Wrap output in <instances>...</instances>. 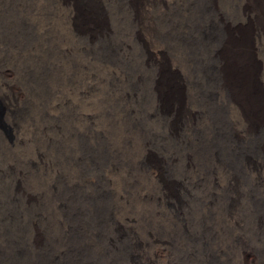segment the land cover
<instances>
[{
  "label": "rangeland",
  "instance_id": "rangeland-1",
  "mask_svg": "<svg viewBox=\"0 0 264 264\" xmlns=\"http://www.w3.org/2000/svg\"><path fill=\"white\" fill-rule=\"evenodd\" d=\"M74 1L77 12L63 0H0V264H128L129 238L150 247L147 258L153 252L148 233L168 243L155 264H247L244 254L264 264V129L234 104L242 91L229 87L227 98L212 56L224 24L242 22L246 0H154L162 50L147 43L150 58L131 11L145 0ZM248 120L256 134L241 136ZM223 164L236 174L237 195L225 188ZM160 186L173 208L158 198Z\"/></svg>",
  "mask_w": 264,
  "mask_h": 264
},
{
  "label": "bare ground",
  "instance_id": "bare-ground-1",
  "mask_svg": "<svg viewBox=\"0 0 264 264\" xmlns=\"http://www.w3.org/2000/svg\"><path fill=\"white\" fill-rule=\"evenodd\" d=\"M78 1V0H77ZM82 1V0H81ZM139 1V0H138ZM153 1L154 0H145V2L141 5H139L138 7L136 6H132V13H133V16L134 17V20L137 22L138 26L141 28V30L143 31V33L145 34L148 42H145L142 40V38L140 37L139 34H136V38L137 40L140 42L142 48L144 49L146 55L148 58L152 57V52L150 50H148V45L147 43L150 44L151 46V50H153V52L157 53V54H160L161 50H162V45H160L158 42H156L155 38H154V35H155V32H154V24H153V18H151V14H150V9L151 7H153ZM161 1V0H160ZM163 3L164 0H162ZM170 1V0H169ZM159 2V1H158ZM19 3V2H18ZM63 3L66 4V6H68V8L71 10H73L74 12H77V5L75 3L74 0H63ZM81 3V2H80ZM94 3V2H93ZM241 3V2H240ZM239 3V4H240ZM30 4V3H29ZM83 4V3H82ZM125 4V3H124ZM161 3H159V6L162 8V6L160 5ZM244 4V1L242 3V5ZM167 5V4H166ZM88 8V7H87ZM170 8V7H169ZM154 9V8H153ZM62 10V9H61ZM69 10V11H70ZM90 10V9H89ZM96 10V9H95ZM160 11V10H159ZM167 11V10H166ZM241 12L243 11V20L241 23H235L231 26H226L224 24L223 26V34L220 36V38L215 42V46H214V50L212 51V56H213V59H214V63L215 61L219 64L218 65V68L217 70H215L214 72L216 73L217 77L219 76L220 78H216L217 79H220L222 81V83L226 86V93H227V98H230L231 95H232V92H230L229 90V87H234L240 91L243 92V97H239L237 98H234V104L237 106V107H240L243 111V115L245 118H248L250 120H255V123L256 121L259 123H257L262 129H264V97L260 90V84L258 83V80H257V77H258V74L260 72V68H259V65L260 63L258 62V60L256 59V56H255V51H256V48L254 46V43H253V36H257V39H259V43L256 44V47L257 45H259V48H261V51L264 52V0H246L244 6H243V10H240ZM80 12V11H79ZM89 12V11H87ZM50 13V12H49ZM97 13V12H96ZM95 13V14H96ZM152 13V12H151ZM94 14V13H93ZM92 14V15H93ZM94 14V15H95ZM154 14V13H153ZM93 15V16H94ZM160 17V16H159ZM114 18V17H113ZM41 19V18H40ZM97 19V18H96ZM254 19V20H253ZM73 20V19H72ZM99 20V18H98ZM100 21V20H99ZM237 21V20H236ZM134 23V21L132 22ZM225 23V22H224ZM228 23V22H227ZM181 24V23H180ZM222 24V23H221ZM76 26V25H75ZM42 27V26H41ZM156 27V26H155ZM101 29L102 27H96V29ZM79 29V28H78ZM91 29V28H90ZM103 29V28H102ZM138 29V27H137ZM136 29V30H137ZM93 30V29H92ZM135 30V29H134ZM158 30V29H157ZM17 31V30H16ZM77 32L81 33L82 35H85V33L83 32H80L78 30H76ZM138 31V30H137ZM141 31V32H142ZM92 32V31H91ZM98 33V31H97ZM134 33V32H133ZM142 33V34H143ZM78 34V33H77ZM70 35V34H69ZM157 35V34H156ZM34 36V35H33ZM85 36H88V38H93V36L91 34L89 35H85ZM84 36V37H85ZM135 36V35H133ZM24 38V37H23ZM86 38V37H85ZM169 38V37H168ZM87 39V38H86ZM134 39V38H133ZM145 39V38H144ZM169 41V40H168ZM167 41V42H168ZM116 44V43H115ZM12 47V46H11ZM135 48V47H134ZM141 49V48H140ZM259 50V49H258ZM166 51V50H165ZM3 52V51H2ZM57 52V51H56ZM81 52V51H80ZM207 52V51H206ZM206 54V53H205ZM25 56V55H24ZM83 56V55H82ZM92 57V56H91ZM144 59V57H143ZM111 60V59H110ZM159 60V58H158ZM145 61V60H144ZM153 61V60H152ZM131 62V61H130ZM24 63V62H23ZM27 63V62H26ZM150 63V62H149ZM168 63V62H167ZM81 64V63H80ZM134 64V63H133ZM152 64V63H151ZM110 65V64H109ZM163 65V64H162ZM27 66V65H26ZM40 66V65H39ZM134 66V65H133ZM142 66V65H141ZM158 66V65H157ZM160 66V65H159ZM34 67V66H33ZM57 67V66H56ZM169 68V66H168ZM59 69V68H58ZM189 69V68H188ZM29 70V68H28ZM43 70V69H42ZM152 70V68L150 69ZM177 70V69H176ZM56 71V70H55ZM97 71V70H96ZM160 71V70H159ZM25 72V71H24ZM82 72V71H81ZM156 72V71H155ZM158 72V71H157ZM163 71H161L162 73ZM207 72V71H206ZM4 73V72H3ZM130 73V72H129ZM144 74V73H143ZM211 74V73H210ZM212 74H214L212 72ZM90 75V74H89ZM157 75V74H156ZM160 75V74H159ZM170 75V74H169ZM177 75V74H175ZM80 76V75H79ZM171 76V75H170ZM34 77V76H33ZM83 77V76H82ZM166 77V76H165ZM177 77V76H176ZM80 78V77H79ZM101 79V78H100ZM109 79V78H108ZM180 80V79H179ZM168 81V80H167ZM106 82V81H105ZM184 83V82H183ZM200 83V82H199ZM208 83V82H207ZM214 83V82H213ZM218 83V82H217ZM216 83V84H217ZM99 84V83H98ZM113 84V83H112ZM167 84V83H166ZM165 84V85H166ZM89 85V84H88ZM100 85V84H99ZM114 85V84H113ZM153 85V84H152ZM163 85V86H165ZM75 86V85H73ZM105 86V85H104ZM103 86V87H104ZM208 86V85H207ZM168 88V87H166ZM115 89V88H114ZM120 89V88H119ZM110 90V89H109ZM140 90V89H139ZM167 90V89H166ZM169 90V89H168ZM171 92V91H170ZM241 92V93H242ZM100 93V92H99ZM177 93V92H176ZM182 94V93H181ZM51 95V94H50ZM53 95V94H52ZM179 95H180V92H179ZM103 96V95H102ZM100 96V97H102ZM182 96V95H181ZM22 97V96H21ZM116 97V96H115ZM172 97V96H171ZM195 97V96H194ZM48 98V97H47ZM160 98V97H159ZM185 98V97H184ZM54 99V98H53ZM108 99V98H107ZM161 99V98H160ZM145 100V99H144ZM162 100V99H161ZM170 100V99H169ZM168 100V101H169ZM79 101V100H78ZM105 101V100H104ZM121 101V100H120ZM155 101V100H154ZM159 101V100H158ZM209 101V99H208ZM81 102V101H80ZM161 102V101H160ZM167 102V101H166ZM114 103V102H113ZM257 106V107H254V106ZM70 106V105H69ZM68 106V107H69ZM77 106V105H76ZM87 106V105H86ZM93 106V105H92ZM64 107V106H63ZM165 107V106H163ZM184 107V106H183ZM93 109V107H92ZM186 109V108H185ZM218 109V108H217ZM235 109V108H234ZM238 109V108H237ZM71 110V109H70ZM79 110V109H78ZM219 110V109H218ZM133 111V110H132ZM159 111V110H158ZM165 111V110H164ZM220 111V110H219ZM235 111V110H234ZM237 111V110H236ZM255 111V112H253ZM57 112V111H56ZM93 112V110H92ZM38 113V112H37ZM106 113V112H105ZM141 113V112H140ZM177 113V112H176ZM239 113V112H237ZM43 114V113H42ZM81 114V113H80ZM181 114V112H180ZM259 116L258 118L255 117L256 115ZM99 115V114H98ZM181 115H184V114H181ZM187 115V114H186ZM189 115V114H188ZM29 116V115H28ZM42 116V115H41ZM33 117V116H32ZM40 117V116H39ZM118 117V116H117ZM192 119H193V116H191ZM243 117V116H242ZM36 118V117H35ZM74 118V117H73ZM165 118V117H164ZM171 118V117H170ZM83 119V118H82ZM191 119V120H192ZM236 119V118H235ZM118 120V118H117ZM172 120V119H171ZM252 120V122H253ZM184 121V120H182ZM86 122V121H85ZM84 123V122H83ZM246 123V122H245ZM89 124V123H87ZM178 124V123H177ZM139 125V124H138ZM162 125V124H161ZM241 125V124H240ZM141 126V125H140ZM192 124L189 123L188 127H191ZM170 127V126H169ZM98 128V127H97ZM96 128V130H97ZM168 128V127H167ZM242 128V127H241ZM130 129V128H129ZM134 130V129H133ZM185 130V129H184ZM237 130V128L235 129ZM17 131V130H16ZM35 131V130H34ZM168 131V130H166ZM192 131V130H191ZM213 131V130H212ZM218 131V130H217ZM216 131V133H217ZM231 131V130H230ZM260 131V130H259ZM261 131H264V130H261ZM146 132V131H145ZM180 132V131H179ZM220 132V131H219ZM182 133V132H181ZM190 133V132H188ZM187 133V134H188ZM193 133V132H191ZM227 133V132H226ZM44 134V133H43ZM137 134V133H136ZM170 134L174 137L177 136V129L175 127H171L170 128ZM185 135V132L183 133ZM201 134V133H200ZM225 134V133H224ZM236 134V133H235ZM239 134L241 136L243 135H246V136H254V134H256L255 132V125L251 122H249L248 120V123H246V125L244 126V129L242 131L239 132ZM260 134V133H259ZM133 135V134H132ZM131 135V136H132ZM141 135V134H140ZM231 135V134H230ZM233 135V134H232ZM90 136V135H89ZM156 136V135H155ZM168 136V135H167ZM226 136V135H225ZM235 137V135H234ZM102 138V137H101ZM162 138V137H161ZM169 138V137H168ZM190 138V137H189ZM217 138V137H215ZM127 139V138H126ZM173 139V138H172ZM195 139V138H194ZM233 140L235 138H232ZM241 139V138H240ZM35 140V139H34ZM176 140V139H174ZM184 140V139H183ZM192 140V139H191ZM225 140V138H224ZM232 140V141H233ZM236 140H239L238 137H236ZM242 140V139H241ZM135 141V140H134ZM145 140H143L144 142ZM159 141V140H158ZM252 141V140H251ZM126 142V140H125ZM142 142V141H141ZM139 141V143H141ZM161 142V141H160ZM192 142V141H191ZM219 142V141H218ZM222 142V141H221ZM264 143V141H263ZM121 144V143H120ZM124 144V143H123ZM122 144V146H123ZM130 144V143H129ZM136 144V143H135ZM138 144V143H137ZM217 144V143H216ZM220 144V143H219ZM125 145V144H124ZM128 145V144H127ZM126 145V146H127ZM133 145V144H131ZM166 145V144H165ZM184 145V144H182ZM262 145V144H261ZM34 146V145H33ZM120 146V145H119ZM118 146V147H119ZM124 146V148L126 147ZM194 146V145H193ZM230 146V145H229ZM172 147V146H171ZM246 147V145H245ZM144 148V147H143ZM202 148V147H201ZM247 148V147H246ZM123 149V148H121ZM133 149H134V145H133ZM150 148H148V151H149ZM203 149V148H202ZM206 149V148H205ZM143 150V149H141ZM145 150V148H144ZM147 150V149H146ZM211 150V149H210ZM239 146H238V143H235V145H233L231 148H230V152H232L233 154L239 152ZM184 151V150H183ZM263 151H264V144H263ZM138 152V151H137ZM140 152V151H139ZM143 153V152H142ZM203 153V151L201 152ZM200 153V154H201ZM59 154V153H58ZM149 154V153H147ZM145 154V155H147ZM151 154V153H150ZM149 154V155H150ZM164 154V153H163ZM204 154V153H203ZM208 157L210 159H212L213 161H216L217 162V154L215 153L214 150H211L208 152ZM60 155V154H59ZM195 155V154H194ZM232 155V154H231ZM250 155V154H249ZM248 155V156H249ZM139 156V155H138ZM141 156V155H140ZM152 156V155H151ZM196 156V155H195ZM198 156V155H197ZM206 156V155H204ZM217 156V157H216ZM136 157V156H135ZM147 157V156H146ZM180 157V156H178ZM190 157V156H189ZM235 157V156H234ZM237 157V156H236ZM235 157V159H237ZM140 158V157H139ZM150 158V157H149ZM148 158V159H149ZM175 158V157H174ZM225 158V157H224ZM229 158V157H228ZM239 158V157H238ZM142 159V158H140ZM146 159V160H148ZM142 160H145V159H142ZM145 160V161H146ZM151 159H149L150 161ZM172 160V159H171ZM175 160V159H173ZM206 160V158H205ZM234 160V159H233ZM264 160V159H263ZM132 161V159H131ZM154 161V160H153ZM160 161V160H159ZM196 161V160H195ZM219 161V160H218ZM229 161V160H228ZM232 161V160H231ZM245 162L243 163V165L248 168L249 170H255V168L257 167V164L255 162H253L251 159L250 160H247L245 159L244 160ZM147 162V161H146ZM211 162V160H210ZM209 162V163H210ZM243 162V160H242ZM241 162V163H242ZM159 163V162H158ZM172 164V163H171ZM192 164V163H191ZM237 164V163H236ZM189 166V165H188ZM192 166V165H191ZM199 166V165H198ZM243 166V167H244ZM263 166H264V161H263ZM193 168V167H192ZM223 168L225 171L222 170V174H223V177H224V182H225V188L228 190V192H231L232 195H237V184H238V181H237V178H236V174L234 172V170L229 166V165H224L223 164ZM189 169V168H188ZM144 170V169H143ZM147 170V169H146ZM145 170V171H146ZM163 170V169H162ZM195 170V169H194ZM259 170V169H258ZM21 171V170H20ZM191 171V170H190ZM246 171V170H245ZM74 172V171H73ZM167 172V171H166ZM201 172V171H200ZM211 172V171H210ZM42 173V172H41ZM143 173V172H142ZM158 173V170L157 168L154 169L153 171L151 170V174L152 176L157 179L159 181V177L156 175ZM195 173V172H194ZM192 173V174H194ZM212 173V172H211ZM129 174V173H128ZM127 174V175H128ZM138 174V173H137ZM141 174V173H140ZM216 174H217V171H216ZM262 174V172L260 173ZM26 175V174H25ZM135 175V173H134ZM197 175V174H196ZM204 175V174H203ZM258 175V174H256ZM150 176V175H149ZM189 176V175H188ZM263 176H264V173H263ZM1 177V176H0ZM132 177V175L130 176ZM129 177V178H130ZM240 177V176H239ZM259 177V175H258ZM53 178V177H52ZM135 178H137L135 176ZM242 179V178H240ZM40 180V179H39ZM67 180V179H66ZM162 180V179H161ZM10 181V180H9ZM119 181V180H118ZM154 181V180H153ZM170 181V180H168ZM214 181V179H213ZM216 181V180H215ZM256 182V181H255ZM1 183V182H0ZM249 183V182H248ZM130 184V183H129ZM133 184V183H132ZM130 184V185H132ZM143 184V183H142ZM141 184V186H143ZM156 184V183H154ZM213 184V183H212ZM224 185V184H223ZM222 185V186H223ZM178 186V185H177ZM176 186V187H177ZM201 186V185H200ZM210 186V185H209ZM181 187V186H179ZM219 187V186H218ZM249 187V186H248ZM62 188V187H61ZM160 190H159V195H158V198L164 202V204H166L167 207H172L171 206V202H170V196L168 195V193L166 194V192L163 190L162 191V188L161 186L159 187ZM5 189V188H4ZM19 189V188H18ZM56 189V188H55ZM60 189V188H59ZM142 189V188H141ZM144 189V188H143ZM147 189V188H146ZM154 189V188H153ZM165 189V188H164ZM183 189V188H182ZM157 190V189H156ZM204 190V189H203ZM149 191V190H148ZM183 191V190H182ZM226 191V190H225ZM123 192V191H122ZM171 192V191H170ZM177 192V191H176ZM143 193V192H142ZM147 193V191H146ZM145 194V192H144ZM182 194V193H181ZM147 195V194H145ZM176 195V194H175ZM184 195V194H183ZM220 195V194H219ZM249 195V194H248ZM178 196V195H177ZM229 196V195H228ZM131 197V196H130ZM149 197V196H148ZM183 197V196H182ZM236 197V196H235ZM94 198V197H93ZM128 198V197H127ZM175 202H177V199L174 198V197H171ZM230 198V197H229ZM241 198V197H240ZM144 199V198H142ZM180 199V198H179ZM237 199V198H236ZM128 200V199H127ZM126 200V201H127ZM139 200V199H138ZM181 200V199H180ZM223 200V199H222ZM142 201V200H141ZM204 202V201H203ZM219 202V201H218ZM234 202V201H233ZM232 202V203H233ZM240 202V201H239ZM127 203V202H126ZM133 203V202H132ZM131 203V204H132ZM161 203V202H160ZM184 203V202H183ZM206 203V202H205ZM210 203V202H209ZM208 203V204H209ZM232 203L230 201V205L232 206ZM7 204V203H6ZM146 204V203H145ZM158 204V203H157ZM163 204V205H164ZM228 204V203H227ZM120 205V204H119ZM124 205H127V204H124ZM130 205V204H128ZM135 205V204H134ZM212 205V204H211ZM210 205V206H211ZM69 206V205H68ZM133 206V205H132ZM147 206V205H146ZM178 206V205H177ZM229 206V205H228ZM230 206V207H231ZM164 207V206H163ZM162 207V208H163ZM48 208V207H47ZM154 208V207H152ZM173 208V207H172ZM209 208V206H208ZM133 210V208H131ZM130 209V210H131ZM183 209V208H182ZM211 209V207H210ZM124 210V209H123ZM157 210V209H156ZM165 210V209H163ZM173 211V209H171ZM69 211V210H68ZM112 211V210H111ZM169 211V210H168ZM178 211V210H177ZM208 211V210H207ZM218 211V210H217ZM71 212V211H70ZM133 212V211H132ZM131 212V213H132ZM165 212V211H164ZM212 212V211H211ZM19 213V212H18ZM124 213V212H123ZM130 213V214H131ZM162 213V212H161ZM173 213V212H172ZM78 214V213H77ZM129 214V216H130ZM136 214V213H135ZM76 215V214H75ZM124 215L126 216V214L124 213ZM133 215V214H132ZM131 215V216H132ZM139 215V213H138ZM163 215V214H162ZM179 215V213H178ZM215 215V214H214ZM226 215V214H225ZM240 215H242L240 213ZM14 216V215H13ZM122 216V215H121ZM130 216V217H131ZM176 216V215H175ZM167 217V216H166ZM119 218H122V217H119ZM217 218V217H216ZM59 219V218H58ZM70 219V217H69ZM125 219V218H124ZM212 219V218H211ZM214 219V218H213ZM48 220V219H47ZM63 220V219H62ZM122 220V219H121ZM219 220V219H218ZM114 221V220H113ZM116 221V220H115ZM114 221V222H115ZM133 221V220H132ZM165 221V220H164ZM209 221V220H208ZM221 221V220H220ZM130 222V221H129ZM134 222V221H133ZM225 222L227 223V221L225 220ZM112 223V222H110ZM225 223V224H226ZM219 224V223H218ZM224 224V225H225ZM236 224V223H235ZM243 224V223H242ZM110 225V224H109ZM7 226V225H6ZM42 226V225H41ZM108 226V225H107ZM118 226V225H117ZM168 226V225H167ZM221 226V225H220ZM226 226V225H225ZM243 226V225H242ZM111 227V226H110ZM171 227V226H170ZM195 227V226H194ZM114 228V227H113ZM134 228V227H133ZM137 228V227H136ZM37 229V228H36ZM61 229V228H60ZM126 229V228H125ZM135 229V228H134ZM167 229V228H166ZM232 229V228H231ZM46 230V229H45ZM114 230V229H113ZM185 230V229H184ZM50 231V230H49ZM120 231V230H119ZM127 231V230H126ZM150 231V230H149ZM187 231V230H185ZM263 231V230H262ZM21 232V231H20ZM39 232V231H38ZM67 231H66V228H64V235L63 236H66L67 234H65ZM138 232V231H137ZM163 232V231H162ZM260 232V231H259ZM46 233V232H45ZM118 233V232H117ZM133 233V232H132ZM131 233V234H132ZM182 233V232H181ZM184 233V231H183ZM261 233V232H260ZM127 234V233H126ZM140 234V232H139ZM138 234V235H139ZM141 234H142V231H141ZM57 235V234H56ZM61 235V234H60ZM148 235V241L149 242V245L151 243V248H153V251L152 253H150L149 257L147 258L146 256V247L144 249V247L141 246L135 242V239H137V236L135 239H132V238H129L131 242V245H132V253L127 256L129 261L128 264H155L157 262V260H162L164 261V259H166L167 256H165V250L167 249L168 247V243L164 240H162L161 238L157 237V236H151L149 233L147 234ZM62 236V237H63ZM73 237V236H72ZM116 237V236H115ZM121 238L122 236L120 234L117 235V238ZM130 237V236H129ZM161 237V236H160ZM81 238V237H80ZM108 238V237H107ZM106 238V239H107ZM163 238V237H162ZM51 239V238H50ZM56 239V238H55ZM60 239V238H59ZM63 239V238H62ZM24 240V239H23ZM57 240V239H56ZM78 240H81V239H78ZM247 240V239H246ZM63 241V240H62ZM201 241V240H200ZM203 241V240H202ZM263 241V240H262ZM261 241V242H262ZM59 241H57V243H59ZM80 242V241H78ZM95 242V241H94ZM98 242V241H96ZM116 242V241H115ZM55 243V242H54ZM85 243V242H84ZM93 243V241H92ZM106 243V242H105ZM108 243V241H107ZM111 243V242H110ZM142 243V242H141ZM171 243V242H170ZM174 243V242H173ZM178 243V242H177ZM247 243V242H246ZM40 244V243H39ZM48 244V243H47ZM82 244V243H81ZM94 244V243H93ZM117 244V243H116ZM121 244V243H120ZM239 244V243H238ZM55 245V244H54ZM59 245V244H57ZM84 245V244H83ZM113 245V244H112ZM123 245V244H122ZM189 245V244H188ZM198 245V244H197ZM237 245V244H236ZM41 246V245H40ZM48 246V245H47ZM50 246V245H49ZM125 246V244H124ZM146 246H147V243H146ZM232 246V244H231ZM230 246V247H231ZM240 246V245H239ZM245 246V245H244ZM263 246V245H262ZM113 247V246H112ZM200 247V246H199ZM73 248V247H72ZM130 248V249H131ZM207 248V247H206ZM234 248V247H233ZM242 248V246H241ZM62 250L60 251L62 253V256L64 257V259L67 256V253H68V246H67V243H63L62 245ZM102 249V248H101ZM114 248H112L113 250ZM202 249V248H201ZM223 249V248H222ZM251 249V247H250ZM127 250V249H126ZM171 250V249H170ZM173 250V249H172ZM171 250V251H172ZM254 250V249H253ZM256 250V249H255ZM262 250V249H261ZM111 251V250H110ZM181 251V250H180ZM196 251V250H195ZM201 251V250H200ZM248 251V250H247ZM19 252V251H18ZM98 252V251H97ZM115 252V251H114ZM119 252V250H118ZM131 252V251H130ZM169 252V251H168ZM221 252V251H220ZM99 253V252H98ZM117 253V252H116ZM251 253V252H250ZM249 253V254H250ZM256 253V252H255ZM28 254V253H27ZM108 254V253H107ZM118 254V253H117ZM127 254V253H126ZM186 254V253H185ZM188 254V253H187ZM190 254V253H189ZM82 255V254H81ZM79 256V255H78ZM117 256V255H116ZM170 256V255H169ZM186 256V255H185ZM188 256V255H187ZM201 256V255H200ZM213 256V255H212ZM243 256V255H242ZM248 254H244V259H246L245 261H247V264H251V261L250 260H247ZM250 256V255H249ZM252 256V255H251ZM260 256V255H259ZM171 257V256H170ZM189 257V256H188ZM261 257V256H260ZM259 257V258H260ZM94 258V257H93ZM174 258V257H173ZM186 258V257H185ZM191 258V257H190ZM90 259V258H89ZM123 259V257H122ZM127 259V260H128ZM193 259V258H192ZM228 260V259H227ZM261 260V258L259 259ZM75 261V260H74ZM191 261V260H189ZM243 261V260H242ZM76 262V261H75ZM193 263V261H191ZM123 263V262H122ZM209 263V262H208Z\"/></svg>",
  "mask_w": 264,
  "mask_h": 264
}]
</instances>
